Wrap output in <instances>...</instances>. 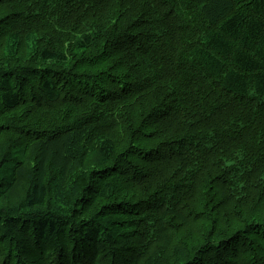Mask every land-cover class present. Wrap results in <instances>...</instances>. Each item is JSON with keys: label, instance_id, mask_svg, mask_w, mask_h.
Returning a JSON list of instances; mask_svg holds the SVG:
<instances>
[{"label": "trees", "instance_id": "16d2710c", "mask_svg": "<svg viewBox=\"0 0 264 264\" xmlns=\"http://www.w3.org/2000/svg\"><path fill=\"white\" fill-rule=\"evenodd\" d=\"M0 264H264V0H0Z\"/></svg>", "mask_w": 264, "mask_h": 264}, {"label": "bare ground", "instance_id": "6f19581e", "mask_svg": "<svg viewBox=\"0 0 264 264\" xmlns=\"http://www.w3.org/2000/svg\"><path fill=\"white\" fill-rule=\"evenodd\" d=\"M121 184V183H120ZM125 185V184H124ZM121 186V185H120Z\"/></svg>", "mask_w": 264, "mask_h": 264}]
</instances>
